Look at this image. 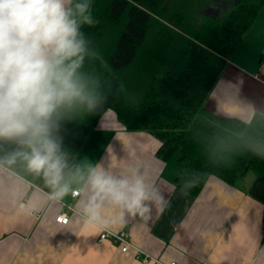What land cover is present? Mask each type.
<instances>
[{
    "label": "crops",
    "instance_id": "0c3cea01",
    "mask_svg": "<svg viewBox=\"0 0 264 264\" xmlns=\"http://www.w3.org/2000/svg\"><path fill=\"white\" fill-rule=\"evenodd\" d=\"M206 108L245 124L253 115L264 117V9ZM160 146L151 135L126 131L111 114L87 138L81 160L118 170L139 162L164 196L162 212L153 207L149 219L129 218L106 231L126 232L134 248L163 264H264V176L248 173L236 186L212 177L193 197L178 185L187 163L176 153L161 160ZM45 193L15 173L0 174V264H142L134 251L123 254L111 242L99 243L104 231L77 223L71 199L53 204ZM62 214L67 225L56 222Z\"/></svg>",
    "mask_w": 264,
    "mask_h": 264
},
{
    "label": "trees",
    "instance_id": "16d2710c",
    "mask_svg": "<svg viewBox=\"0 0 264 264\" xmlns=\"http://www.w3.org/2000/svg\"><path fill=\"white\" fill-rule=\"evenodd\" d=\"M263 9L264 0H96L98 23L83 30L99 54L89 66L111 93L104 110L73 126L69 148L78 154L112 111L126 131L156 138L161 160L176 153L187 163L178 185L196 179L185 190L193 197L212 177L236 186L248 173L264 176V158L243 147L253 129H264V117L245 124L206 108ZM14 173L48 191L22 169Z\"/></svg>",
    "mask_w": 264,
    "mask_h": 264
},
{
    "label": "clouds",
    "instance_id": "9594fccd",
    "mask_svg": "<svg viewBox=\"0 0 264 264\" xmlns=\"http://www.w3.org/2000/svg\"><path fill=\"white\" fill-rule=\"evenodd\" d=\"M97 23L91 0H0V174L22 169L42 182L49 202L71 199L77 223L106 231L149 219L165 201L143 164L118 170L81 160L66 142L109 101L111 86L89 66L99 54L83 30ZM243 147L264 158V129H253ZM195 182L186 179L181 190Z\"/></svg>",
    "mask_w": 264,
    "mask_h": 264
},
{
    "label": "built area",
    "instance_id": "2783aa9c",
    "mask_svg": "<svg viewBox=\"0 0 264 264\" xmlns=\"http://www.w3.org/2000/svg\"><path fill=\"white\" fill-rule=\"evenodd\" d=\"M56 222L60 225H67L69 219L66 217V215L62 214L57 218ZM98 242L99 243L111 242L114 245H116L123 254H126L129 251H134L136 253V258L142 264H150L151 262L154 264H163L160 262H155V260H151V258L143 255L139 250L134 248L126 232L112 233V232L104 231L100 234L98 238ZM171 264H176V263H171Z\"/></svg>",
    "mask_w": 264,
    "mask_h": 264
},
{
    "label": "rangeland",
    "instance_id": "374dc122",
    "mask_svg": "<svg viewBox=\"0 0 264 264\" xmlns=\"http://www.w3.org/2000/svg\"><path fill=\"white\" fill-rule=\"evenodd\" d=\"M109 114H111L112 116H116L114 112L109 111Z\"/></svg>",
    "mask_w": 264,
    "mask_h": 264
}]
</instances>
